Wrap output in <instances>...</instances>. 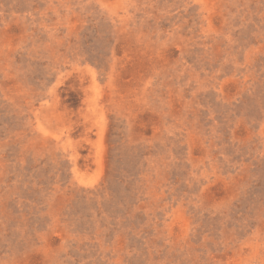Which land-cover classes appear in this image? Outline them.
Instances as JSON below:
<instances>
[{
  "label": "rangeland",
  "instance_id": "1",
  "mask_svg": "<svg viewBox=\"0 0 264 264\" xmlns=\"http://www.w3.org/2000/svg\"><path fill=\"white\" fill-rule=\"evenodd\" d=\"M0 264H264V0H0Z\"/></svg>",
  "mask_w": 264,
  "mask_h": 264
}]
</instances>
